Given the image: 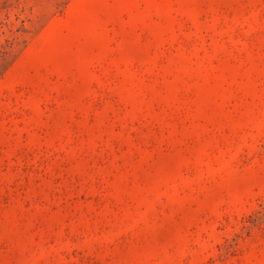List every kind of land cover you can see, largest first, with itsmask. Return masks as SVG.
<instances>
[{"label": "rangeland", "instance_id": "rangeland-1", "mask_svg": "<svg viewBox=\"0 0 264 264\" xmlns=\"http://www.w3.org/2000/svg\"><path fill=\"white\" fill-rule=\"evenodd\" d=\"M0 264H264V0H0Z\"/></svg>", "mask_w": 264, "mask_h": 264}]
</instances>
